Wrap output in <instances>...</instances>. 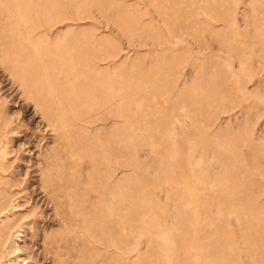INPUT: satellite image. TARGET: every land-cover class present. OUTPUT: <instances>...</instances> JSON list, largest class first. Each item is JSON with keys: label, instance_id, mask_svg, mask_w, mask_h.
Here are the masks:
<instances>
[{"label": "rangeland", "instance_id": "rangeland-1", "mask_svg": "<svg viewBox=\"0 0 264 264\" xmlns=\"http://www.w3.org/2000/svg\"><path fill=\"white\" fill-rule=\"evenodd\" d=\"M0 264H264V0H0Z\"/></svg>", "mask_w": 264, "mask_h": 264}]
</instances>
